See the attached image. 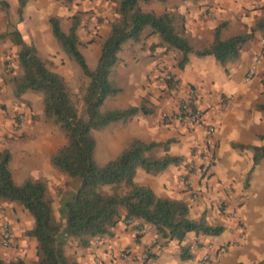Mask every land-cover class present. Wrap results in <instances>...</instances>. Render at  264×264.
Wrapping results in <instances>:
<instances>
[{"label":"crops","instance_id":"obj_1","mask_svg":"<svg viewBox=\"0 0 264 264\" xmlns=\"http://www.w3.org/2000/svg\"><path fill=\"white\" fill-rule=\"evenodd\" d=\"M7 2L9 5L10 2L16 5L17 0ZM104 2L85 0L80 5L73 4L65 10H57L54 0H28L21 17L16 9V20L11 24L18 29L24 42L32 43L36 47L39 57L46 61L51 69L65 81H70L71 76L75 74L79 77L81 72L75 61L70 59L57 43L49 18L57 16L61 28L67 31L70 17L82 11L77 30L79 50L89 68H94L103 40L110 32V22L118 18V14L114 10L110 11ZM162 4V10L154 12L171 10L182 15L183 28L193 50L209 46L214 40V29L220 23L225 24L220 30L221 39L252 28V21L240 12L239 1L234 3L231 0H167ZM260 5L264 6V0H261ZM261 10L264 13V9ZM7 13L8 9L6 11L0 8V33L7 30L8 21L10 22ZM149 31V28L145 29L144 37L139 43H123L113 69L116 83L122 91L107 97L103 108H126L130 105H140L141 101L146 99V108L151 112H139L127 122H113L102 131H95V150L98 147L101 149L106 163L116 157L133 139L144 142L172 140L167 146V151H161L157 157L168 153L181 156L183 160L179 164L169 165L158 174L147 173L139 167L134 176L135 183L148 186L159 197L183 200L189 207L192 204L188 199L191 192L193 200L199 197L195 189L206 190L207 195H210L209 192L222 195L223 188L228 183H233L235 191L233 196L229 197L234 200L242 190L249 199L236 209L237 215L245 222V234L240 240V249L237 251L232 247L235 242H230L236 233L233 222L230 225L233 232L230 238L223 225V232L219 235L188 232L179 243L176 240L156 241L155 231L150 224L133 219V223H140L141 226L131 227L124 221H119L111 228L109 235L93 238L86 247L69 240L65 245V254L74 259L76 264H195L203 254L210 255L208 264H256L264 259V158L254 166L248 176L249 185L244 188L245 176L252 167L253 152L251 149L232 148L231 143L264 145V139L259 137L264 135V111L259 108V105H264V86L261 85V80L264 81V61L251 80L244 79L252 56L262 47L255 39L257 35L243 45L235 61L225 66L212 55L197 56L190 53L188 62L183 68H179L176 63L180 53L170 50L165 54L164 48L159 45V35H149ZM83 37L86 38L84 45ZM17 46L10 42L7 47L0 46V67L10 53L18 64ZM156 56L158 58L155 60ZM159 63H164L165 69L176 79L179 88L173 91L174 93L168 82L161 78L157 69ZM5 90L16 98L12 86H4L0 80V151L8 149L11 154L9 170L12 178L16 184H21L28 178L47 182L50 173L58 175L49 162V155L55 148L49 142H64V139L59 136L58 131L56 134L57 129L53 125L45 122L40 93L28 90L19 97L23 103H29L30 106L16 110L23 118L17 126L8 115L12 108L8 107L7 112L4 110L3 105L12 103L4 98L5 93H2ZM225 94L234 95L233 106L227 110L223 109L219 101ZM9 96L7 94L8 98ZM182 99L192 100L196 107L202 108L203 116L198 123L187 125L171 119L172 111L177 110V102ZM210 125L215 128L212 134L218 141L217 154L219 152V158L222 159V155L227 151L226 161L221 162L228 166L225 169L215 165L211 167L210 174L197 176L194 171L189 172L187 169V164L191 161L188 157L189 150L192 146L204 144L203 139ZM240 154H243L242 159ZM186 182H191L190 187L186 186ZM74 192L66 195L61 202L59 212L64 219L65 202ZM193 193L198 195L194 197ZM189 210L191 217H203V210H200L199 214L192 208ZM121 212L124 213V210ZM2 221L10 225L13 248L6 249L0 245V257L10 259L12 256H19L23 260L35 259L36 240L22 234L31 222V217L23 213V206L17 203H1L0 223ZM135 228L142 230L137 237L134 235ZM183 245L189 246L190 253V257L184 259L180 256V247ZM226 246L227 250L224 248ZM124 247L131 251V258L119 256ZM143 256H146L144 260Z\"/></svg>","mask_w":264,"mask_h":264},{"label":"trees","instance_id":"obj_2","mask_svg":"<svg viewBox=\"0 0 264 264\" xmlns=\"http://www.w3.org/2000/svg\"><path fill=\"white\" fill-rule=\"evenodd\" d=\"M27 1L17 0L19 17ZM152 1L163 3L167 0L117 1L118 18L110 24V32L103 40L93 69L89 68L79 50L77 30L81 19L78 14L70 17L67 31H63L57 16L49 18L57 43L88 78L81 97L80 111L63 77L39 57L32 43L23 41L20 32L11 22L8 21L7 30L0 33V41L9 39L20 47L17 59L21 73L11 79L13 95L19 97L28 90L42 94L45 121L57 125L66 139L51 154L50 163L79 183L77 190L65 202L66 214L62 226L55 216L46 184L42 180L29 178L16 184L9 170L11 154L8 149L0 151V203L17 202L31 215L33 224L26 235L36 240L37 256L35 262L23 259L6 261L0 257V264H76L74 259L65 254V245L69 239L86 247L93 238L109 235L116 223L128 218L150 224L155 231L156 241L176 240L180 243L188 232L213 236L223 232V226L208 224L204 217L191 218L187 202L159 197L148 186L135 183L134 176L139 167L147 173L158 174L169 165L179 164L183 160L181 156L168 153L158 157L151 154L157 147H163L167 151L172 140L144 142L133 139L116 157L99 164L94 158V132L103 130L113 122H127L139 112H151L143 103L121 109L103 108L107 97L122 91L114 80L113 69L123 43L140 42L145 29L149 28V35H159V45L165 52L177 50L180 53L176 63L179 68H183L188 62L190 53L197 56L212 55L225 66L238 58L243 45L252 40L256 32L264 33V17L249 31L224 39L220 37V30L225 24L220 23L214 29L213 42L207 47L193 50L183 28L182 15L171 10L160 13L146 11L140 5ZM0 6L7 11L9 4L0 0ZM189 104L196 106L192 100ZM259 108L264 111L263 104ZM259 137L264 139V135ZM231 147L252 150V167L247 173V179L254 166L264 158V145L231 143ZM103 186H109L111 191L103 192ZM122 209L124 213L121 212ZM180 256L183 259L190 257L188 245L180 247ZM256 264H264V259Z\"/></svg>","mask_w":264,"mask_h":264},{"label":"rangeland","instance_id":"obj_3","mask_svg":"<svg viewBox=\"0 0 264 264\" xmlns=\"http://www.w3.org/2000/svg\"><path fill=\"white\" fill-rule=\"evenodd\" d=\"M5 1H7V0H5ZM30 1H32V0H30ZM54 1L56 2L57 10H60V9L63 10V8L65 10V8H70L73 4L80 5V3L85 2V0H54ZM102 1H105L104 3L107 4V8L110 11L114 10V12L117 13L116 9H117V1L118 0H102ZM231 1L234 3L239 1V5H241L240 12L242 13V15H245V17L249 18L252 21V23H251L252 27L257 24V22L260 20L261 17H264V13L261 10V9H264V6L260 5L261 0H231ZM156 2L157 1H152V2H148V3H141L140 5L146 11L162 10L163 4L161 2H158V3H156ZM225 2H230V0H225ZM0 8H2V7L0 6ZM2 9L5 10L4 8H2ZM16 9H17V3L15 5V4L10 2L7 14H8V18H9L10 22H12V24H14V22L16 20L15 19ZM76 13L81 18L82 11H78ZM85 13H87V12H85ZM85 30H86V28H85ZM144 34H145V32H144ZM255 34L257 35V37H255L256 41L260 43V39L264 37V33L256 32ZM85 39L86 38L83 37L82 45L85 44ZM9 42L11 44H13L9 39H6V40L0 42V46L1 47H3V46L7 47ZM17 47H19V46H17ZM5 49H7V48H5ZM164 53L166 54L167 52L164 51ZM171 54H170V56H172ZM173 56H174V54H173ZM153 57H154V55H153ZM157 58H158V56L155 57V60ZM14 59L16 60V58L12 57V55L10 53L8 55V58L5 59V62L0 67L1 68L0 80L3 81L4 86H8V85L12 86V82H11L12 77L19 75L21 73L19 65L17 63H15ZM158 60H160V59H158ZM91 67H93V66H91ZM78 68H79V72H81V75L79 77L78 76L76 77L74 74L73 76L70 77V81H65V80L64 81H65V84H66L70 94H71V97L75 101L77 108L80 111L82 109L81 97H82L84 88L88 82V78L83 75L81 68L79 66H78ZM91 69H93V68H91ZM70 73H71V71L69 72V74ZM113 77H114V80L116 81V78H115L116 74L115 73H113ZM148 81L150 82V79H148ZM261 85L264 86L263 80H261ZM6 91L7 90H5L2 94L5 93L4 98L6 100H8L9 102H12V103H11V105L10 104L3 105L4 110L7 112L8 107H11L13 109V110L11 109V111L8 110V111H10L8 115H9L10 119L13 122H15L14 116L18 115V113H17L18 111H16V110H18L19 108H24L27 105H28L27 107H29L30 104L25 103V102L23 103V101L19 98L21 95L19 97L14 98L11 96V93L9 91L8 92H6ZM171 91L173 92L175 90L171 89ZM7 94L10 95L9 98L7 97ZM10 98H11V100H9ZM145 100L146 99H144V101ZM144 101H141V103H143L145 106H147V103H146L147 101H145V102ZM182 101H183V99L178 101L177 103L180 104ZM179 104H178V106H179ZM200 109L202 110L201 107H200ZM174 111H172V112H174ZM46 123L53 125L57 129L56 134L58 131L59 136L60 137L62 136L64 139V142H49L52 147H55L53 152L51 153V154H53L55 151H57V149L60 146H62L65 143L66 139H65L64 135L62 134V132L59 130L57 125L49 123V122H46ZM100 131H102V130H100ZM97 134L99 135L100 133H97ZM52 135L54 136L53 132H52ZM203 142H204V144H202V145L199 144L197 146H192L190 148L188 157L191 158V161L187 164L188 171L189 172L194 171L197 176H199L200 174L202 176H206L207 174H210L209 171H211V167H213L215 165H218L219 167H223V168L227 169L228 165L226 163H222L221 160L225 162L226 161L225 159L227 158L226 156L228 155V153L226 151L222 155L223 158L222 159L219 158V152L217 154L218 141L215 138V136L212 133H209L207 131V135H206L205 139H203ZM161 151H164L163 147H157L152 151L151 154L153 156L157 157V155H159V153ZM51 154L49 155V162H50ZM239 156H240V159L243 158V154H240ZM94 158H95V161L99 164H104V161L106 160L105 156L102 154V151L99 147L94 151ZM50 165H51V163H50ZM51 167L58 172V175L50 173L48 175L49 177L47 179L48 184L46 181H43V182L46 184L47 195L49 196V198L52 201L53 209L55 211V216H56L57 220L59 221V223L63 226L65 219L62 218V215L59 212L61 202L65 198L66 195H68V194L70 195V193L77 190L79 183L77 180L70 178L68 175L57 170L52 165H51ZM190 184H191V182H186L187 187L188 186L190 187ZM248 185H249V177L246 179V176H245L243 187L247 188ZM195 190L199 193V197L197 199L193 200L191 197L192 196V192H191V194L188 198L189 201L192 203V204H190V208H192L193 211H197V214H199L200 210H203V212L201 213V216H203L205 218V221L207 223L209 222L211 225H222V226L224 225V227H226V230H227L226 234L229 238L233 234V232L230 228L231 222H233L236 233H234V237L231 238L230 242H232V240L235 242V246L233 243L232 247H235L236 250L238 251L240 249V246H239L240 240L242 239V236L245 234V222L243 221V219L239 215H237L236 209L241 207V205H243V203H245L246 201H249V199L247 198L248 195H246V193L242 192V190H241V194L238 197H234L235 199L232 200L229 197V195L233 196V193L235 191V189L233 187V183H228V185H226V187L223 188V191H222L223 194L222 195H217L215 193L211 194L212 192H209L210 195H207L208 192L206 193V190H200V189H195ZM102 191L103 192H110L111 188L109 186H103ZM1 203H5V202H1ZM15 203H17V202H14V203L7 202V204H15ZM17 204H19V203H17ZM194 207L197 209H194ZM231 208H233V209L231 210ZM238 210H240V209H238ZM23 213H25L31 217V215L24 208H23ZM190 217H191V215H190ZM191 218H193V217H191ZM126 220L127 219H122L121 221L125 222ZM32 224H33V218L31 217V222L29 223V226L22 232L23 235H26V231L32 226ZM135 225L141 226L140 223H137ZM18 235L20 236V233ZM135 237H137V235H135ZM69 240L72 243H77V241H75V240H72V239H69ZM8 248L12 249L13 245H10ZM224 248H225V250H227V246ZM34 251H35V255H36V246H35ZM16 259H20L19 256H12L10 259H4V260L10 261V260H16ZM36 260H37V256L35 259L32 258V259H27L25 261L26 262H35Z\"/></svg>","mask_w":264,"mask_h":264},{"label":"built area","instance_id":"obj_4","mask_svg":"<svg viewBox=\"0 0 264 264\" xmlns=\"http://www.w3.org/2000/svg\"><path fill=\"white\" fill-rule=\"evenodd\" d=\"M261 49L256 52L252 58L249 67L246 70L244 79L245 81H249L253 78V76L256 74V71L258 67L263 63L264 61V37L260 39ZM157 69L159 70L161 74V78L168 82L170 85V88L173 90H177L179 88V85L176 81V79L173 77V75L168 72L165 69L164 63H159L157 66ZM220 103L223 106V109L227 110L233 106L234 101V95L233 94H225L222 95L219 99ZM190 101L188 99H183V101L179 104V107L177 110H175L171 115V119L179 122L184 123L187 125L196 124L198 123L203 116V111L198 107H192L190 104ZM16 125H20L23 120L22 116L20 114L14 116ZM214 126L210 125L208 126L207 130L209 133H212L214 131ZM194 197L198 195L197 193H193ZM125 224L131 227L136 226L135 223H133V219L128 218L125 221ZM142 233V230L140 228H135L134 235H139ZM11 239H12V231L10 228V225L6 221H2L0 223V245L3 248H8L11 245ZM131 251L124 247L120 250L119 256L121 258H131ZM146 256H143L142 259L144 260ZM209 262V256L207 254H203L200 256L195 264H208Z\"/></svg>","mask_w":264,"mask_h":264}]
</instances>
